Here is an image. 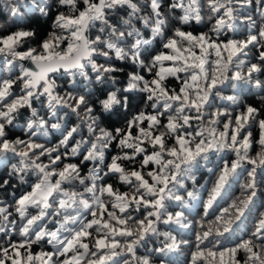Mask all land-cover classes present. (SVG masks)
<instances>
[{"label": "snow or ice", "instance_id": "obj_1", "mask_svg": "<svg viewBox=\"0 0 264 264\" xmlns=\"http://www.w3.org/2000/svg\"><path fill=\"white\" fill-rule=\"evenodd\" d=\"M7 2L13 5L11 14L17 18L18 8L25 0ZM56 3L67 11L56 15L53 28L58 31L51 32L38 49L17 51L27 38L34 36L31 31L20 29L0 36V54L11 57L4 62L9 75L0 77V160L11 154L18 158L17 164L12 166L13 175L21 181L29 173L36 177L29 186L30 191L15 199L14 211L21 221L18 230L22 239L0 247V264H152L153 255H167L177 250L180 243H186L177 242L170 233H160L157 225L187 227L183 211L187 203L180 192L184 190L189 199H195L196 193L186 190L185 180L195 182V170L202 163H208L212 154L224 151L234 152L236 159L230 163L225 161L218 171L209 169L215 180L205 202V216L245 162L253 167L247 172L249 179L242 185V195L223 208L207 229L197 235L192 264H225L226 256L228 264H240L236 254L241 250L246 254L244 264H264V211L259 212L248 239L230 248L223 247L220 241L251 212L257 195V168L264 167V119H258L260 110L251 105L245 106L234 119L226 106L211 113L206 111L214 107V98L237 103L236 96L222 94L225 87L235 89L237 82L244 81L264 90V81L255 79L253 82V73L264 69L251 64L244 72L245 60L241 58L247 56L250 46L264 49V23L257 28L253 17L241 11L251 7L254 0H169L171 15L162 11V0H147L146 3L140 0H83L82 10L78 0H56ZM255 4L264 9V0H255ZM29 6L43 15H48L50 8L45 0H32ZM122 8L129 10L127 17H120L113 23L110 15ZM144 9L150 11L141 15ZM177 11L180 13L176 16L178 25L200 24L207 20L211 24L209 32L193 34L176 26L168 35L167 26ZM261 16L264 17V10ZM137 23L150 29L151 39L144 36ZM97 24L100 25L98 34L89 38L87 33ZM243 28L247 29L246 34L237 39ZM228 32L233 35L225 36ZM158 38L162 50L153 54L150 45ZM112 53L118 60L130 59L138 63L152 75L149 80L130 73L125 91L138 89L147 93L146 99L155 110V114L138 113L128 122L126 130L117 128L115 134L98 127L85 95H75V89L60 95L56 82L50 77L63 70L75 84L77 75L89 79L90 69L95 79L103 83L107 76L117 71L107 63ZM145 55L150 57L147 63ZM96 57L106 58V64L97 63ZM259 59L264 62V50L259 52ZM18 61H29L32 66L25 67L23 63L17 64ZM17 66L19 74L14 73ZM178 73L187 74L179 90L168 89L165 80L169 76L180 79ZM18 83L19 93L14 95L13 86ZM41 98H44L42 103L48 114L57 120L58 108H68L79 116L83 106L88 131L94 139L76 142L69 152L70 142L80 131L77 126L62 130L57 147L48 148L37 143L33 137L46 135L49 122L40 118L35 109L33 119L26 123L28 139H8L6 129L13 124L20 109L32 108L33 102ZM99 103L109 111L121 100L115 92H109ZM165 115L167 122L161 124L160 118ZM206 115L209 116L207 120ZM221 117L226 118L222 131L216 127ZM145 121L147 127H140ZM194 121L198 125L195 129ZM253 125L259 128V138L255 141L259 151L250 156L252 132L244 133V130ZM50 127L60 130L61 124L51 123ZM133 127L138 129L136 136L132 135ZM117 139L122 155L113 156L105 166L106 171L97 165L85 177L77 164L58 167L62 156L81 154L82 144L89 146L81 163L98 161L103 164L105 150ZM169 140L173 143L169 144ZM146 144L151 146V152L147 151ZM61 147L65 149L63 153L59 151ZM141 154L143 158L137 161ZM42 156L49 158L47 164L38 162ZM122 161L138 163L139 168L129 170ZM150 164L156 167L145 172ZM109 174H117L119 181L129 186L131 194L102 183ZM77 183L84 186L83 191L76 190ZM85 194L91 195L86 197ZM169 202H176L182 210L174 214L169 212ZM141 208L145 209L141 219L129 211L138 212ZM30 209H34L35 214ZM11 215L6 207L0 206V233L17 230L16 220L9 219ZM49 221L56 225L55 230L48 228ZM153 235H163L168 242L144 256H137V248ZM210 237L214 239L209 240ZM42 241L52 245L54 251L34 255L32 245ZM205 241H209L211 247L205 245Z\"/></svg>", "mask_w": 264, "mask_h": 264}, {"label": "trees", "instance_id": "obj_2", "mask_svg": "<svg viewBox=\"0 0 264 264\" xmlns=\"http://www.w3.org/2000/svg\"><path fill=\"white\" fill-rule=\"evenodd\" d=\"M45 2L50 5L48 15H43L39 11H37L34 7H30L29 5L32 3V0H25L23 4H21L18 8V16L14 18L11 14L12 4H9L7 0H0V36L7 35L10 32L17 31L20 29L31 31L34 33V36L29 37L26 41L17 49V51H27L28 48H39L40 44L49 37V34L53 31H58L53 28V21L56 15L61 11H67L66 8L58 5L56 0H45ZM141 3H146L147 0H140ZM163 7L162 11L166 14L171 15L168 12V3L169 0H162ZM79 8L82 10L83 0H78ZM261 8L260 5L254 3L251 7L242 9V13L246 15H250L256 21L257 28L264 23V17L261 16ZM129 10L127 8H122L118 12L110 15V19L113 23H117L120 17H127V12ZM149 9H144L141 15L149 12ZM206 11V10H205ZM180 13L177 11L175 16H172L170 24L167 26V34L171 35V30L179 26L185 31H191L193 34H199L201 32H209L211 24L205 20L200 24L195 22H191L188 25H178L176 21V16ZM139 27L146 38L151 39L150 29H145L142 24L137 23L136 25ZM100 25L97 24L96 27L92 28L87 35L89 38H95L98 34ZM256 29H253L255 32ZM247 29H240V34L236 36L237 39H242L244 34H246ZM227 37H231L233 33L228 32L224 34ZM65 45H62V47ZM150 49L153 50V54L155 52L162 50L159 38L154 40L150 45ZM261 49L258 46L252 47L250 46V50H248L247 56H242L241 58L245 60V66L243 71H247V67L251 64H257L262 69H264V62L259 59V52ZM215 57L213 56L212 59ZM5 59H11V57H5V55L0 54V77H7L9 73L5 69ZM145 63L148 62L150 57L145 55L144 57ZM97 63L106 64V58L104 57H96ZM23 62H17V64ZM108 64L115 67L117 69L116 72L110 74L104 79V82L101 83L95 79V73H92L89 69V79H85L84 77H80L77 75L75 77V84H73V78L64 74L63 72H59L53 74L51 79L56 82L57 89L60 95H64L66 92L73 91L75 89V95H85L88 100L89 105L93 108L92 116L95 118L96 123L99 128H104L107 131L115 134V130L119 129H127L128 122L132 119L133 116L137 115L140 112H145L146 114H155V110L151 107V102L147 101L146 96L147 93L140 92L138 89L132 91H125L128 86V77L130 73H135L137 75H142L145 79H151L152 75L149 74L144 68H142L138 63H133L130 59L126 60H118L116 59L114 53L110 54V58L107 60ZM166 66L168 62H165ZM25 66V64H24ZM107 66V65H106ZM19 67L17 66L14 69L15 74H19ZM180 79L176 77L169 76L165 80V84L168 89H176L179 90L181 86L182 80L186 77V73H178ZM255 79H260L264 81V71L260 73H253V82ZM19 83L13 86L12 92L13 94L19 93ZM109 92H115L117 97L121 100L120 104L114 105L111 110L105 111L99 101L101 99H105ZM223 95H234L237 97V103L233 104L228 101L220 100L219 98L213 99L214 107L211 109H207V113H211L216 108L226 106L228 110L231 112L232 117L238 115L240 112L244 111L245 106L251 105L260 110L258 119H264V90L257 89L252 86L250 83H246L244 81L237 82V87L233 89L231 86L225 87L223 89ZM44 98L41 100H36L32 104V108H22L19 113L16 115V119L14 120L12 125H9L6 129L7 137L10 140H15L17 138L27 140L28 136L26 135L25 128L26 123L32 117L33 109L36 110L40 118L47 120L48 126L46 128V135L38 136V138L33 137L37 143L44 144L45 147L54 148L59 145V141L62 139L61 132L64 128L71 127H79L80 131L75 135L74 139L70 142L68 146V151L70 152L71 147L75 146L76 142L84 140L94 139L92 134L88 131V120L85 119V114L83 112V106L81 107L79 116L75 113H72L68 108H58V116L59 120L51 117L48 114V110L46 106L42 103ZM209 116L206 115L205 119L207 120ZM161 124L167 122V115L160 118ZM221 123L216 125L219 130H223V122L226 121V118L221 117ZM61 124V129H51V123ZM147 121L140 125V127H147ZM197 122H193V129L197 127ZM193 129H189L190 131ZM132 135L136 136L138 134V129L133 127L131 129ZM247 131L252 132V140L253 145L249 150L250 156H255L256 152L259 151V146L255 143V141L259 138V128L256 125H253L250 128H246L244 133ZM241 135V138L243 134ZM169 144L173 143L172 140L168 141ZM89 145L82 144L81 145V154L76 156L69 155L68 157H63L61 162H58V167L62 168L64 164L74 163L79 165L80 172L82 176H88L90 170L99 165V167L104 168L106 171V165L111 162V158L115 155H122V150L118 146V139L114 140L110 143L109 147L105 150V159L103 164H99V162L93 161H81L83 160V153L85 149ZM148 152H151V146L145 145ZM61 153L65 151L63 147L59 149ZM123 151L131 153V149H124ZM56 153H53L55 155ZM143 158V154L137 156V161ZM236 159L235 153L231 151H224L221 153H215L210 156V161L208 163H202L198 169L195 170V182L191 179L185 180V188L187 191H193L196 193L195 199H189L186 196V192L181 190L180 194L185 197V201L187 206L183 209L184 211V223L187 224V227H181L174 224L164 225L158 224V231L160 233H170L174 236L177 242H186L180 243V247L168 253L164 256L153 255L152 264H160V261L163 260L164 264H192V253L196 251L197 244V235L206 230L212 221L215 220L216 216H218L221 210L225 207H228L234 200L242 195V185H244L248 181L247 172L251 170L252 165H249L245 162L244 167L238 170V174L230 180L229 185L226 188V191L222 195L221 198H218L216 203H214L211 209H208V214L205 216V202L208 199L209 191L212 187V183L215 180V176L209 169L213 171H218L219 167L227 161L231 162ZM18 158L13 157L11 154H8L6 158L0 160V206L6 207L12 215L9 217L10 220H16L17 222V230L9 231L7 234L0 233V247H6L9 243H15L22 239L19 235V226L21 221L19 217L14 211L15 199L18 198L24 192L30 191V185L35 182L36 177L35 174L29 173L25 175L24 180L21 181L20 178L16 175L12 174V166L17 164ZM44 164L49 162V158L47 156H42L40 161ZM123 165L131 170L132 168H139L138 163H130L128 161H122ZM154 164L148 165L144 171L151 170L155 168ZM147 178V177H146ZM55 177L53 178V180ZM7 180L8 183L5 184L4 181ZM257 195L254 198V202L251 206L250 214H247L244 219L234 226L233 231L231 233L226 234L225 237H221L220 241L223 247L230 248L234 247L240 241L248 239L251 236L252 231L254 230V225L256 220L258 219V214L261 211H264V167L257 168ZM151 182V181H150ZM102 183L111 184L114 189H118L119 192H129L130 188L126 184H122L119 181L117 174H109V176L105 177ZM65 187H69V185H65ZM76 190L83 191L82 185L78 183L75 185ZM86 197H90L91 194H85ZM106 201L109 200L107 196L104 197ZM109 210L110 204H109ZM182 209L177 205L176 202L168 203V211L173 214L176 211H181ZM32 214H35L34 209L29 210ZM118 211V210H117ZM131 214L138 219L143 218L145 215V209L141 208L138 212L132 211L129 209ZM119 214V213H118ZM91 218L90 216L88 217ZM203 225V228H202ZM56 225L49 221L48 228L51 230H55ZM119 239V238H118ZM214 239V237H210L209 240ZM168 242L165 241L163 235H153L149 239L145 241L143 246H140L136 250L137 256H144L148 253L149 250L154 248L163 247L164 244ZM257 244L260 241H256ZM205 245L211 247L209 241H205ZM205 245H201L203 248ZM23 251V250H22ZM32 253L35 255L40 252H52L54 248L52 245L47 244L46 241H42L36 244H33L31 247ZM236 259L240 261V264H244L246 259V254L241 250L237 252ZM10 264V262H9ZM58 264V262H57ZM225 264H228V257H225Z\"/></svg>", "mask_w": 264, "mask_h": 264}, {"label": "water", "instance_id": "obj_3", "mask_svg": "<svg viewBox=\"0 0 264 264\" xmlns=\"http://www.w3.org/2000/svg\"><path fill=\"white\" fill-rule=\"evenodd\" d=\"M24 64H25V67L32 66V65L30 64L29 61H24ZM33 67H34V66H33ZM59 72H63V70H61V71H59ZM59 72H56V73H59ZM56 73H52V74H50V77H51L53 74H56Z\"/></svg>", "mask_w": 264, "mask_h": 264}]
</instances>
